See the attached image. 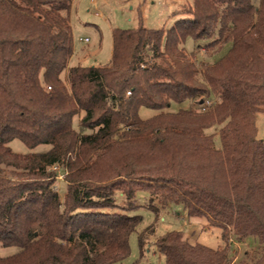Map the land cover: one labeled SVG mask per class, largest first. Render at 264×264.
<instances>
[{"label": "trees", "instance_id": "1", "mask_svg": "<svg viewBox=\"0 0 264 264\" xmlns=\"http://www.w3.org/2000/svg\"><path fill=\"white\" fill-rule=\"evenodd\" d=\"M71 4L0 0V246L17 248L0 264H120L142 222L125 214L138 192L155 215L180 206L187 219L221 229L217 249L179 231L157 239L163 264H230L229 239L248 238L263 252L235 264H264V144L255 127L264 0H192L189 17L166 32L113 29L110 60L95 67L68 66ZM187 39L209 40L197 50L229 48L196 64L181 47ZM186 101L187 110L139 118L141 108ZM13 140L49 149L17 154Z\"/></svg>", "mask_w": 264, "mask_h": 264}, {"label": "rangeland", "instance_id": "2", "mask_svg": "<svg viewBox=\"0 0 264 264\" xmlns=\"http://www.w3.org/2000/svg\"><path fill=\"white\" fill-rule=\"evenodd\" d=\"M191 5L192 0H72L68 21L73 40V55L68 66L95 67L106 65L111 57V33L113 29H134L141 24L146 29H160L166 32L177 20L189 17L185 12ZM79 39H87V42L79 41ZM208 42L207 39L198 41L187 39L181 47L188 55L187 57L195 61L196 64L198 62L212 64L226 53L229 45L213 53L212 51L217 49V46L213 49L201 48L197 50V47L204 46ZM192 52L196 53L195 58L190 56ZM208 105L205 102L203 107H209ZM190 107L191 102L186 101L179 104L172 102L162 110L141 108L139 118L148 120L156 114L175 113ZM77 120L78 118H76L74 126H76ZM255 127L257 138L262 140L264 144V106L256 108ZM206 133L208 134V131ZM215 145L219 146L217 137L215 138ZM8 147L12 152L22 155L43 153L49 149L46 145H39L30 150L19 140L11 141ZM58 174L60 176L62 170ZM56 189L60 200H62L65 192L63 179L58 178L56 180ZM147 201L148 196L143 192H138L134 200L136 208L125 211L128 216L140 215L142 222L130 235L128 241L129 255L120 264H163L164 257L157 252L154 243L157 239L174 231L181 232L183 238L191 244L197 243L210 249L222 247L221 229L209 225L206 219L191 221L187 219L180 206H168L161 210L158 215H155L153 211L144 207ZM118 204H121L120 200H118ZM147 228L151 231L146 230L147 238L143 256H141L138 236ZM236 243L238 245H232L231 248L233 260L230 264H235L238 261L253 263L263 252V247H260L253 238ZM15 252H17V248L0 246L1 256H9Z\"/></svg>", "mask_w": 264, "mask_h": 264}, {"label": "built area", "instance_id": "3", "mask_svg": "<svg viewBox=\"0 0 264 264\" xmlns=\"http://www.w3.org/2000/svg\"><path fill=\"white\" fill-rule=\"evenodd\" d=\"M79 41H84V42H87V39H84V40H81V39H79ZM127 95H129V93H127ZM210 102V103H209ZM206 103H208L209 105L208 106H210L211 104H212V101H206ZM54 170H56L57 171V179L59 178V179H63V172H62V174L59 176V172H60V170L61 169H59V168H57V167H55L54 168ZM229 242L230 243H232V245H238L236 242H234L232 239H229Z\"/></svg>", "mask_w": 264, "mask_h": 264}, {"label": "crops", "instance_id": "4", "mask_svg": "<svg viewBox=\"0 0 264 264\" xmlns=\"http://www.w3.org/2000/svg\"><path fill=\"white\" fill-rule=\"evenodd\" d=\"M72 58V57H71ZM71 60V59H70ZM191 221H195V220H191Z\"/></svg>", "mask_w": 264, "mask_h": 264}]
</instances>
